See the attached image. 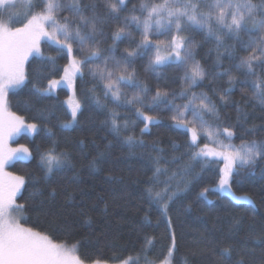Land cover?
I'll list each match as a JSON object with an SVG mask.
<instances>
[{"label":"trees","instance_id":"16d2710c","mask_svg":"<svg viewBox=\"0 0 264 264\" xmlns=\"http://www.w3.org/2000/svg\"><path fill=\"white\" fill-rule=\"evenodd\" d=\"M198 2L207 11L213 0ZM125 3L127 7L119 17L101 25L102 34L98 32L94 38L102 55L111 49L117 58L127 57L125 49L132 51L141 42L142 27L125 18L130 17L133 6L135 15L143 17L146 13L140 11V0ZM107 11L103 0H97L98 14ZM85 14L90 12L86 10ZM57 15L79 24L67 8ZM125 24V33L114 41L113 33ZM213 27L219 30L220 41L194 26H186L179 33L193 42V56L205 70L204 79L189 89L184 80L185 68L176 62L152 70L150 60L154 59L156 42L167 44L178 34L174 28L168 32L153 26L151 44L129 57L132 63L128 70H134L136 76L131 83H120L119 100L107 91L106 81L93 74L97 65L103 67V61L86 59L92 42L81 50L79 42L73 40L72 53L84 64L74 85L81 107L70 128L65 126L72 119L65 104L69 90L61 87L56 94L43 92L51 80L62 78L69 54L52 40L41 42L40 54L26 63L25 83L7 96L9 111L22 117L25 124L37 125L32 136L19 132L10 138L18 137L30 155L6 166L12 176L24 178L16 197L17 205L23 206L18 209L22 225L66 247L76 245L75 254L86 263L100 259L109 264L128 260L134 264H160L167 259L174 234L172 264H264V157L233 169L231 189L253 200L236 201L215 190L223 176V157H194L193 152L199 148L190 147L191 132L171 119L176 105L187 104L192 92H203L217 111L202 114L211 130L219 129L220 140L235 146L253 140L264 142V104L256 98V85L264 82V56L252 43L264 33L241 31L237 36L218 25ZM247 27L250 30L251 23ZM88 31L81 25L82 33ZM249 55L260 56L253 60L252 72L238 67L240 59ZM108 68H113L111 61ZM229 74L235 77L231 84ZM157 90L168 92L167 98H161L164 102H152ZM137 93L142 96V104L126 103ZM221 95L225 100L220 99ZM140 112L152 116L153 122L146 121ZM186 117L192 119L191 109ZM224 127L233 131V137H226ZM197 129L201 148L207 143L210 149L219 150L215 138L210 140L198 125ZM49 152L63 154L61 166L51 173L42 162ZM150 189L165 197L166 215L163 203L149 194ZM204 189L208 192L201 195ZM225 248L229 250L225 252Z\"/></svg>","mask_w":264,"mask_h":264},{"label":"snow or ice","instance_id":"6c2138e0","mask_svg":"<svg viewBox=\"0 0 264 264\" xmlns=\"http://www.w3.org/2000/svg\"><path fill=\"white\" fill-rule=\"evenodd\" d=\"M17 0H0V17L7 13L10 9L15 8ZM104 7L108 10L105 15L97 12V0H36V3L30 4V10L25 17L26 22L21 21L22 27L14 29L7 24L0 22V264H84V261L76 255V245L72 248L66 247L63 243L54 242L48 235L35 231L31 227H25L15 216V211L21 209L22 205H16V197L20 193L24 185V178L21 176H12L10 173L4 172V167L13 158H22L23 154H28V149L21 146L16 149H6L5 141L21 130L35 131L36 124H25L22 117L15 115L8 110L7 96L10 89H14L22 85L25 81L24 64L28 57L34 52L39 53L40 41L43 38L54 41L61 48H66L71 56L73 47L72 41H78L81 50L83 46L90 41L93 46L88 49L87 60L93 58L101 59L103 67L99 65L93 70L94 75H99L101 80L106 81L105 88L111 92L112 96L119 100L121 82L131 83L135 80V71H129L132 61L129 57L138 54L139 49L148 47L151 44L149 34L153 30V26L157 30L164 29L168 32L174 28L178 35H174L167 41V48L162 53L160 45L164 41H157L155 44V56L150 60V66L153 71L169 61L176 62L179 66L185 68L184 80L190 89L205 77V70L198 61L195 60L192 47L193 42L179 35L185 30L186 26H194L202 30H206L207 34L214 36L217 41L221 40L219 30L214 29L213 24L218 25L219 29H226L228 34L239 35L241 31H256L264 33V0L259 3H253L252 0H213L208 5V10L203 11L198 0H140L139 8L142 13H146L143 17L135 15L136 6H133L130 17L135 21L138 27H142V39L136 49L127 52V57L117 58L112 54L110 49L107 55H102L103 50L99 47V42L94 38L99 32L102 34L100 27L109 19H117L119 14L123 12L127 5L125 0H103ZM38 11L31 9L37 8ZM67 8L75 20L79 24L73 25L68 17L59 18L57 13ZM88 10L90 14L86 15ZM252 27L249 30L248 24ZM81 25L89 31L85 34L81 32ZM127 24L123 27H117L113 33V40L120 39L122 33H125ZM131 35V33H128ZM252 43L256 44L260 49L261 56H264V35L259 36ZM115 45H113L114 48ZM260 59V56L249 55L240 59L238 67H245L249 72L253 71V60ZM112 62L113 68L109 69L108 64ZM84 61L72 58L71 70L65 69V80L68 85H72V76L80 73ZM119 72L120 75H115ZM235 77L229 74V83L234 81ZM60 81L51 80L49 83L50 91L54 89ZM259 91L256 98L260 103L264 104V82L257 84ZM143 92V90H141ZM227 91H230L228 89ZM107 95V92L105 93ZM168 92L157 90L152 97V102L160 103L163 98L168 97ZM185 92H181L184 96ZM225 95H221L220 99L225 100ZM170 102V101H168ZM99 103V101H97ZM126 103L142 104V96L140 93L134 94ZM81 105L79 101H73L71 104L72 119L75 120ZM191 109L192 119L188 120L186 113ZM139 112V109H137ZM216 106L208 97L207 93L195 92L191 93V98L184 105H176L175 112L171 119L175 121L178 127L187 128L192 134V144L190 147L199 148L194 151V157H213L220 156L226 161L223 169V176L219 180V189L229 192L237 201L252 203L247 196H235L230 191L229 179L233 174V169L237 166L252 165L257 158L264 157V142L255 140L241 145L239 148L231 143H224L219 139L220 131L217 128L211 130L210 125L204 119L202 113H216ZM149 123L153 122L152 116L139 113ZM113 127H117L115 118L112 119ZM191 125V127H189ZM197 125L207 137L211 140L215 138L219 150L210 149L205 143L201 148L197 144L198 129ZM67 126V125H66ZM147 127V126H146ZM223 133L227 138L233 137L234 133L228 127L223 128ZM129 143L132 138H128ZM62 157L55 155L53 152L47 153L42 162L51 173L54 168L61 166ZM159 172V168H157ZM165 193L168 189L166 188ZM208 192L204 189L201 195ZM150 195H154L157 200L163 203L165 197L160 192L153 193L149 190ZM175 195V193H173ZM170 198V197H169ZM163 213L167 214V204L163 203ZM171 224V221H169ZM151 243V241H149ZM175 249V236H172V246L167 253L165 264H171V257ZM229 249L225 248V252ZM92 264H106V262L96 259ZM127 264V262H124Z\"/></svg>","mask_w":264,"mask_h":264},{"label":"rangeland","instance_id":"374dc122","mask_svg":"<svg viewBox=\"0 0 264 264\" xmlns=\"http://www.w3.org/2000/svg\"><path fill=\"white\" fill-rule=\"evenodd\" d=\"M31 3H36V0H17L15 8H12V9H10L7 13H5V14H4L5 18L2 19L0 22H3V23H5V24H7L8 26L12 27L13 29H14L15 27H22L23 24L21 23V21L26 22L25 17H26V15L28 14V12H29V10H30V4H31ZM37 8H38V7H37ZM37 8H33V9H31V10H32V11H38L39 9H37ZM177 35H178V34H177ZM179 35H181V34H179ZM181 36L185 37L184 35H181ZM44 40H49V39H47V38H43V39L40 41V45H41V42H43ZM39 47H40V46H39ZM160 48H161V51H162V53H163V52L166 50V48H167V44H166V43L161 44V45H160ZM39 54H40V51H39V53H35V52H34L32 55H30V56L28 57L27 61H28L29 59H31L33 56H37V55H39ZM69 57H70V58H69V63H68V65H67L66 68H68L69 70H71V68H70V66H71V61H72V58L75 57V56H74V54L72 53L71 56L69 55ZM75 58H76V57H75ZM76 59H77V58H76ZM27 61H26L25 64H24V73H25V70H26V63H27ZM169 62H174V61H169ZM167 63H168V62H166L165 64H167ZM165 64H163V65H165ZM161 66H162V65H161ZM66 68H65V69H66ZM81 73H82V68H81V72H80V73H75V74L72 76V85L69 86L68 83H67V81L65 80V71H64V74H63L62 78H60V79H55V80H57V81H60V83H59L54 89H51L50 91H45V90H44L43 92L46 93V94H56V92H57V90H58L59 88H61V87H66V88L69 90V96H68V98L65 100V104H66V106L68 107V109H69V111H70V113H71V104H72V102H73V101H78V100H77L76 93H75L74 85H75L76 78H77L79 75H81ZM25 81H26V74H25ZM25 81H24V83H25ZM24 83H23V84H24ZM23 84L20 85V86L17 87V88L10 89L9 91L19 89L20 87L23 86ZM47 89H49V87H48ZM79 111H80V110H78V112H77V115H76L75 120L71 119L70 122H68V123L65 124V126L67 125L66 127L70 128V127H72V126L75 125ZM71 117H72V114H71ZM35 132H36V130H35L34 132H33V131H30V130H21V131H20V133H23V134H29L30 136H32ZM17 134H18V133H17ZM15 135H16V134H15ZM15 135H14V136H15ZM17 139H18V137L14 138V139H12V140H10V138L7 139V140L5 141V147H6V149H16V148L21 147L22 144L19 143ZM245 144H246V143H245ZM242 145H243V144H242ZM233 146H235V145H233ZM240 146H241V145H240ZM240 146H235V147L239 148ZM29 157H30L29 154H23V155H22V158H13L12 160L9 161L8 164H12L13 162H15V161H17V160H20V159H28ZM8 164H6L5 167H4V172H6V173H8L7 170H9V169L6 168V166H7ZM229 185H230V184H229ZM22 188H23V187H22ZM22 188H21V190H22ZM215 190H217V191L220 192V193L227 194V195H229V196H231V197L233 198V196L230 195L229 192L221 191V190L219 189V184L215 187ZM230 191H231V193H234L235 196H237V197L246 195V194H236V193L231 189V187H230ZM20 192H21V191H20ZM18 194H19V193H18ZM17 196H18V195H17ZM247 196L251 199V201H253L252 198H251L249 195H247ZM236 201H237V200H236ZM16 205H17V203H16ZM15 216L18 218V210L15 211ZM18 219H19V218H18ZM19 221H20V220H19ZM20 223H21V222H20ZM165 261H166V260H165ZM165 261H163V262L160 263V264H165ZM126 262H127V264H134V262H133L132 260H128V261H126ZM84 264H92V263H86V262H84ZM106 264H109V263H106ZM118 264H124V262H123V263H118ZM171 264H172V260H171Z\"/></svg>","mask_w":264,"mask_h":264}]
</instances>
